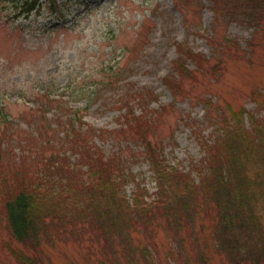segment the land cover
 <instances>
[{"label":"rangeland","instance_id":"1","mask_svg":"<svg viewBox=\"0 0 264 264\" xmlns=\"http://www.w3.org/2000/svg\"><path fill=\"white\" fill-rule=\"evenodd\" d=\"M221 9L210 0H40L26 14L0 0V171L39 176L40 153L64 148L69 154L78 134L108 157H123L125 171L135 176L125 186L128 195L138 182L155 198L141 140L122 118L125 103L141 115L142 128L151 127L146 137L170 163L205 167L201 139L223 140L219 124L229 116L227 104L264 117L251 97L254 90L264 92V13L253 20ZM186 47L214 53L201 69L188 62L195 77L175 70L177 50ZM220 57L214 76L211 68ZM244 124L249 126L246 114ZM192 176L197 179L195 171ZM200 202L204 209L193 225L174 230L158 216L149 230L133 232L135 243L147 244L157 264H203L200 254L208 256L216 210L203 197ZM257 212L264 213V206ZM63 237L39 247L46 264H96L101 257L102 237ZM11 248L32 253L13 238L0 209V264H20ZM209 256L207 264H228L222 254Z\"/></svg>","mask_w":264,"mask_h":264},{"label":"trees","instance_id":"2","mask_svg":"<svg viewBox=\"0 0 264 264\" xmlns=\"http://www.w3.org/2000/svg\"><path fill=\"white\" fill-rule=\"evenodd\" d=\"M4 1L13 3L19 13L29 14L40 0ZM210 1L221 3L225 13L240 12L253 20L264 13V0ZM206 39L213 43L211 36ZM176 44L177 48L183 46V42ZM216 47L221 50L224 46L218 43ZM177 53L175 70L191 77L196 72L190 70L189 61L201 69L214 55H203L187 47ZM117 63L114 60L110 68H117ZM222 63L220 57L212 66L214 76ZM263 93L254 90L251 97L264 109ZM125 105L122 118L127 129L134 130L141 140L155 181V198H149L147 187L138 182L128 197L125 186L135 181V176L125 171L123 157H108L94 143L75 134L69 154L64 148L49 155L40 153L39 176L29 175L23 169L10 174L0 171L1 213L13 238L29 244L32 250L28 254L20 248H11L16 261L46 264L39 251L44 240L51 244L55 238L64 236L63 241L81 242L96 235L104 239L96 264H157L147 244L135 243L133 232L149 230L158 216L165 218L174 230L193 225L199 210L204 209L200 202L203 197L205 205L213 206L216 214L208 256L200 254L202 263L207 264L209 255L215 252L222 254L228 264H264V213L257 212L259 205L264 206V117L227 104L229 116L222 118L223 125L219 124L223 140L218 138L214 143L219 146H214L202 138L206 166L185 170L180 162L176 165L168 162L162 149L146 137L151 127L142 128L141 115L131 105ZM245 114L249 118L248 127L244 124ZM43 137L40 130V138ZM46 142L45 145L48 139ZM66 144V139L61 141V147ZM192 171L197 173V179ZM15 179L19 186L13 182Z\"/></svg>","mask_w":264,"mask_h":264}]
</instances>
